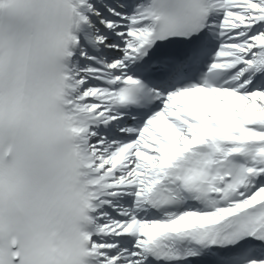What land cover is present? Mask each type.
<instances>
[{"label": "snow or ice", "instance_id": "snow-or-ice-1", "mask_svg": "<svg viewBox=\"0 0 264 264\" xmlns=\"http://www.w3.org/2000/svg\"><path fill=\"white\" fill-rule=\"evenodd\" d=\"M0 264H264V0H0Z\"/></svg>", "mask_w": 264, "mask_h": 264}]
</instances>
